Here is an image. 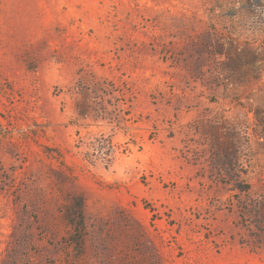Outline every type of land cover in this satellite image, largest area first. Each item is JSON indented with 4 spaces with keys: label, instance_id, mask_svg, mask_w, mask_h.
<instances>
[{
    "label": "rangeland",
    "instance_id": "obj_1",
    "mask_svg": "<svg viewBox=\"0 0 264 264\" xmlns=\"http://www.w3.org/2000/svg\"><path fill=\"white\" fill-rule=\"evenodd\" d=\"M230 2L0 0V264H264V39Z\"/></svg>",
    "mask_w": 264,
    "mask_h": 264
},
{
    "label": "clouds",
    "instance_id": "obj_2",
    "mask_svg": "<svg viewBox=\"0 0 264 264\" xmlns=\"http://www.w3.org/2000/svg\"><path fill=\"white\" fill-rule=\"evenodd\" d=\"M243 3L244 0H231L225 6V10L235 11V15L230 19L227 18V22L236 29L242 40L264 39V0L251 10L242 9Z\"/></svg>",
    "mask_w": 264,
    "mask_h": 264
},
{
    "label": "trees",
    "instance_id": "obj_3",
    "mask_svg": "<svg viewBox=\"0 0 264 264\" xmlns=\"http://www.w3.org/2000/svg\"><path fill=\"white\" fill-rule=\"evenodd\" d=\"M236 189H237L238 191L245 192L246 190L249 189V186H248V185L237 186ZM79 206H80V211H81V203H79ZM257 218L260 219L258 223H259L260 225L264 226V222L262 221V220H264V215L259 214ZM261 221H262V222H261Z\"/></svg>",
    "mask_w": 264,
    "mask_h": 264
}]
</instances>
